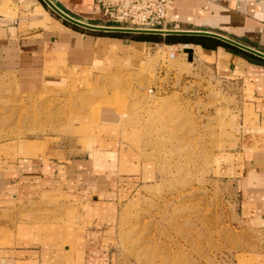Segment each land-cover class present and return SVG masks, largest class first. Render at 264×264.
<instances>
[{"label":"rangeland","instance_id":"rangeland-1","mask_svg":"<svg viewBox=\"0 0 264 264\" xmlns=\"http://www.w3.org/2000/svg\"><path fill=\"white\" fill-rule=\"evenodd\" d=\"M139 50L0 60V263L264 264L239 182L259 134L248 87L179 45Z\"/></svg>","mask_w":264,"mask_h":264},{"label":"crops","instance_id":"crops-1","mask_svg":"<svg viewBox=\"0 0 264 264\" xmlns=\"http://www.w3.org/2000/svg\"><path fill=\"white\" fill-rule=\"evenodd\" d=\"M50 1L84 23L113 27L105 24L108 22L93 0ZM43 3L42 0H0V60H16L28 66L42 64V67L50 61H61L68 67L90 66L105 59L107 61V58L115 53L135 61L139 48L147 49L150 44L164 47L181 45L192 47L193 54H199L202 60L212 61L222 76L236 77L246 85L252 101L250 104L258 115L259 134L256 138V149L246 156L244 176L239 182L243 188L244 203L256 211L257 217L264 222L263 58L238 47L236 48L246 54L235 53L222 46L214 49L204 48L195 43L169 45L163 42L130 40L128 44H113L111 40L119 39L73 30ZM170 22L172 28L169 30L192 33L173 35H196L218 39L215 37L217 35L264 54V0H174ZM14 252V256H10L13 258L1 259L0 264L34 262L33 250L19 249ZM22 253L24 256H19ZM83 264L107 263L90 257Z\"/></svg>","mask_w":264,"mask_h":264},{"label":"built area","instance_id":"built-area-1","mask_svg":"<svg viewBox=\"0 0 264 264\" xmlns=\"http://www.w3.org/2000/svg\"><path fill=\"white\" fill-rule=\"evenodd\" d=\"M93 1L105 16L106 22L120 25L116 27L147 31H171L168 26L171 23L174 0ZM181 47L184 48V46ZM176 50L169 53L170 59L175 58Z\"/></svg>","mask_w":264,"mask_h":264},{"label":"trees","instance_id":"trees-1","mask_svg":"<svg viewBox=\"0 0 264 264\" xmlns=\"http://www.w3.org/2000/svg\"><path fill=\"white\" fill-rule=\"evenodd\" d=\"M46 8L47 5L45 3H43ZM61 10H63L64 12H66L63 8H61L60 6H58ZM49 9V8H48ZM50 10V9H49ZM68 15H70L71 17L78 19L76 16L66 12ZM62 22L71 27L73 30L82 32V33H91L93 35H97V36H103V37H109V38H115V39H120V40H131V41H151V42H163L165 44H175V43H195V44H199L204 48H210V49H214L217 46H222L226 49H229L235 53H244L246 54L244 51L230 45L227 44L223 41H220L218 39L212 38V37H207V36H188V35H173V34H167L164 36L161 35H156V34H137V33H110V32H94V31H88L86 29H83L81 27H78L74 24H71L63 19H61ZM92 24H98V23H92ZM109 25H113V26H120L118 24H109ZM260 60V59H258ZM262 61V59H261Z\"/></svg>","mask_w":264,"mask_h":264},{"label":"water","instance_id":"water-1","mask_svg":"<svg viewBox=\"0 0 264 264\" xmlns=\"http://www.w3.org/2000/svg\"><path fill=\"white\" fill-rule=\"evenodd\" d=\"M53 12H55L58 16H60L62 19L66 20L67 22L77 25L79 27L85 28V29H89V30H94V31H100V32H110V33H137V34H192L189 32H181V31H147V30H136V29H128V28H118V27H106V26H98V25H90L87 23H84L78 19H75L73 17H71L70 15H68L67 13H65L64 11H62L61 9H59L54 3H52V1L50 0H42ZM194 34V33H193ZM216 38L220 39L221 41L230 44L232 46L241 48L242 50L248 51L260 58L264 59V54H261L258 51L249 49L247 47H244L232 40H229L227 38L221 37V36H217L215 35ZM185 52L188 55V60L191 61L192 60V49L191 48H184Z\"/></svg>","mask_w":264,"mask_h":264},{"label":"bare ground","instance_id":"bare-ground-1","mask_svg":"<svg viewBox=\"0 0 264 264\" xmlns=\"http://www.w3.org/2000/svg\"><path fill=\"white\" fill-rule=\"evenodd\" d=\"M118 28H119V27H118ZM184 48H188V47H187V46H186V47L184 46Z\"/></svg>","mask_w":264,"mask_h":264}]
</instances>
